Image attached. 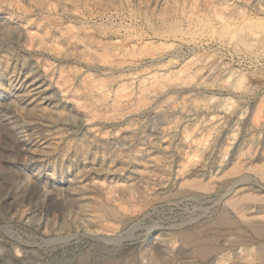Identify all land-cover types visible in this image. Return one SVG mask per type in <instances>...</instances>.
<instances>
[{
    "label": "rangeland",
    "instance_id": "1",
    "mask_svg": "<svg viewBox=\"0 0 264 264\" xmlns=\"http://www.w3.org/2000/svg\"><path fill=\"white\" fill-rule=\"evenodd\" d=\"M263 120L264 0H0V264H264Z\"/></svg>",
    "mask_w": 264,
    "mask_h": 264
},
{
    "label": "bare ground",
    "instance_id": "2",
    "mask_svg": "<svg viewBox=\"0 0 264 264\" xmlns=\"http://www.w3.org/2000/svg\"><path fill=\"white\" fill-rule=\"evenodd\" d=\"M228 2V1H227ZM254 3V2H253ZM261 3V2H260ZM231 4H233V3H231ZM228 8H230V4H228L227 3V5H226ZM237 9V8H236ZM239 9V8H238ZM242 9V8H241ZM243 10V9H242ZM231 11H232V13L234 12V13H236L237 12V10H232V8H231ZM240 14V13H239ZM238 14V15H239ZM242 14V13H241ZM225 19V18H224ZM223 20V19H222ZM245 20V19H244ZM222 23H229V22H227L226 20H223V21H221ZM221 23V24H222ZM240 24V23H239ZM236 27V26H235ZM253 27V26H252ZM236 30V29H235ZM234 31V30H233ZM242 32V31H241ZM239 33V32H238ZM179 34V33H178ZM178 34H174V35H170L171 37H173V38H175V39H179V40H184V41H195L196 39H194L193 37H191V36H180V35H178ZM235 34V33H234ZM245 34V33H244ZM259 33H257V31H254V30H252V29H250V30H248L247 32H246V37L249 39V41L250 42H248V43H244L245 45L243 46V49L245 48V51L247 50V48L249 47L250 48V44L252 45V42H254L255 41V39L259 36L258 35ZM169 36V37H170ZM232 36H233V34H232ZM241 39L239 38V39H234V43H237V42H239ZM241 42V41H240ZM250 43V44H249ZM242 45V44H241ZM202 58V57H201ZM199 61H206V58H203V59H201V60H199ZM221 80V79H220ZM95 92V91H94ZM101 93V92H100ZM105 99V98H104ZM132 104V103H131ZM126 107V106H125ZM129 109V108H128ZM126 111V110H125ZM119 112V111H118ZM123 112V111H122ZM264 121V120H263ZM258 125V124H257ZM261 127H263L264 128V123H262L261 124ZM259 130V129H258ZM264 131V130H263ZM198 146V145H197ZM199 147V146H198ZM200 148H201V146H200ZM200 148H198L199 150H200ZM203 148V147H202ZM97 248H102L101 247V245H97L96 244V249ZM62 257V256H61ZM65 257V256H64ZM66 258V257H65ZM82 258V257H81ZM67 259V258H66ZM83 259V260H82ZM82 259H79V261H78V264H84V257L82 258ZM109 259V258H108ZM107 259V262L105 263V264H110V259L108 260ZM69 260V259H68ZM56 263L57 264H71V263H67L66 261H63L61 258L59 259V258H57V260H56Z\"/></svg>",
    "mask_w": 264,
    "mask_h": 264
}]
</instances>
